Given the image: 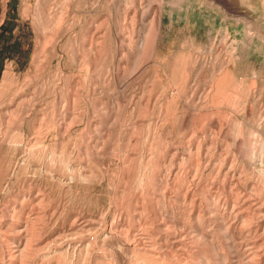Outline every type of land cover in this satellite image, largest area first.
I'll return each instance as SVG.
<instances>
[{
  "label": "rangeland",
  "instance_id": "obj_1",
  "mask_svg": "<svg viewBox=\"0 0 264 264\" xmlns=\"http://www.w3.org/2000/svg\"><path fill=\"white\" fill-rule=\"evenodd\" d=\"M0 25V264H264V0Z\"/></svg>",
  "mask_w": 264,
  "mask_h": 264
},
{
  "label": "trees",
  "instance_id": "obj_2",
  "mask_svg": "<svg viewBox=\"0 0 264 264\" xmlns=\"http://www.w3.org/2000/svg\"><path fill=\"white\" fill-rule=\"evenodd\" d=\"M5 29L4 25H0V45H1V40L3 39V30Z\"/></svg>",
  "mask_w": 264,
  "mask_h": 264
},
{
  "label": "bare ground",
  "instance_id": "obj_3",
  "mask_svg": "<svg viewBox=\"0 0 264 264\" xmlns=\"http://www.w3.org/2000/svg\"><path fill=\"white\" fill-rule=\"evenodd\" d=\"M158 7V6H157ZM153 36V35H152Z\"/></svg>",
  "mask_w": 264,
  "mask_h": 264
}]
</instances>
